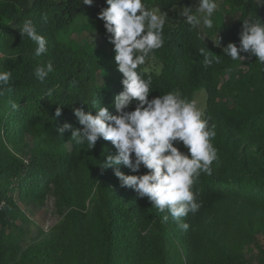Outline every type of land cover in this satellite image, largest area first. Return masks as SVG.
Listing matches in <instances>:
<instances>
[{
	"label": "trees",
	"instance_id": "1",
	"mask_svg": "<svg viewBox=\"0 0 264 264\" xmlns=\"http://www.w3.org/2000/svg\"><path fill=\"white\" fill-rule=\"evenodd\" d=\"M218 1L208 29L193 28L180 15L197 0H143L168 13L163 46L138 68L151 78L149 99L174 91L190 100L204 88L205 118L215 124L218 158L212 174L202 172L193 186L201 207L183 218L190 225L185 231L167 211L121 186L112 168L101 167L118 154L111 141L100 138L88 149L71 139L72 130L84 127L74 109L95 115V103L118 114L114 99L124 76L99 18L109 7L106 0L92 6L82 0H0V71L12 73L11 91L0 96V264H264L257 237L264 232V64L250 53L236 61L223 53L229 43L239 46L243 20L264 19V6ZM27 20L48 40L40 57L35 43L21 36ZM201 49L219 62L205 68ZM48 61L54 71L41 83L35 69ZM10 102L20 106L13 109ZM65 123L72 129L60 135ZM51 195L59 218L50 231L28 241L23 232H6L16 199L42 204ZM246 248L257 250L254 260Z\"/></svg>",
	"mask_w": 264,
	"mask_h": 264
},
{
	"label": "clouds",
	"instance_id": "2",
	"mask_svg": "<svg viewBox=\"0 0 264 264\" xmlns=\"http://www.w3.org/2000/svg\"><path fill=\"white\" fill-rule=\"evenodd\" d=\"M92 6L94 0H82ZM109 7L99 13L105 22L109 40L114 45L115 61L123 74L124 89L114 99L117 110L113 115L108 107L93 104L96 114L83 109H74V114L83 130H72L71 139L78 145L87 144L88 149L95 147L98 139L111 141L118 154L108 155L101 164L103 169L112 168L121 181V186L134 189L140 198L147 197L153 207L161 213L167 211L178 226L187 231L190 225L183 222L189 213L198 212L201 204L197 202L198 193L193 191L201 173L212 174L211 165L217 160V149L212 144L216 136L215 124L199 106L195 98L188 99L174 91L149 99L151 78L144 79L138 68L145 64L154 50L164 44V25L167 12L158 7L148 8L143 0H106ZM257 7L264 6V0H255ZM195 9V11H193ZM218 9L217 0H197L195 7H184L180 15L193 28L213 27V15ZM46 19V17H45ZM22 38L27 37L36 45L34 55L40 57L48 51V40L38 33L31 20L20 28ZM239 46L229 43L223 48L224 55L233 61L244 59L242 53H250L264 64V19L259 16L243 20L239 34ZM220 43V40H219ZM204 57L203 65L210 67L219 62V56L200 50ZM54 71L51 61L39 64L35 69L36 79L44 83ZM11 71H0V96L8 87ZM52 89L47 96L51 97ZM13 109L20 105L10 102ZM136 103L134 110L130 106ZM61 115L57 109L56 116ZM72 129L70 123L59 128L60 135ZM182 142L188 153L175 146ZM190 153V155H189ZM126 166L133 173L126 175L120 166ZM4 208L0 202V211ZM169 215L162 217L167 222Z\"/></svg>",
	"mask_w": 264,
	"mask_h": 264
},
{
	"label": "rangeland",
	"instance_id": "3",
	"mask_svg": "<svg viewBox=\"0 0 264 264\" xmlns=\"http://www.w3.org/2000/svg\"><path fill=\"white\" fill-rule=\"evenodd\" d=\"M196 1V0H194ZM218 8L219 1L217 0ZM84 20V17L81 21ZM72 31L71 29L63 30L62 35H69ZM81 38H84L82 35ZM193 98L199 101V106L201 109L205 110L206 108V91L204 88L199 89L193 96ZM136 103L130 106L129 110H134ZM28 141L32 144L33 140L28 136ZM175 146L179 147L181 151H184L186 147L182 142H176ZM24 148L28 147L27 143L23 145ZM29 148V147H28ZM26 148V149H28ZM13 215L10 219V224L6 228V232H12L15 235L24 233L26 235V241L39 236L40 230L45 232L50 231L52 226L58 221V212L55 206V198L51 195L49 196L44 203L42 204H33L29 201H23L21 199L15 200V205L12 207ZM259 242L264 248V232L257 235ZM257 253V250L249 251L245 249L246 257L250 260H254V255Z\"/></svg>",
	"mask_w": 264,
	"mask_h": 264
},
{
	"label": "built area",
	"instance_id": "4",
	"mask_svg": "<svg viewBox=\"0 0 264 264\" xmlns=\"http://www.w3.org/2000/svg\"><path fill=\"white\" fill-rule=\"evenodd\" d=\"M1 202H3V204H4V207H5V202L4 201H1ZM4 209V208H3ZM1 212V211H0Z\"/></svg>",
	"mask_w": 264,
	"mask_h": 264
}]
</instances>
